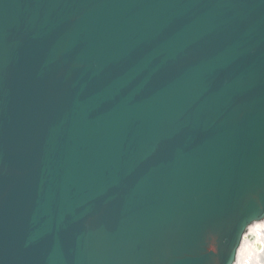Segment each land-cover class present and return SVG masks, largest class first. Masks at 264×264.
Listing matches in <instances>:
<instances>
[{
  "label": "water",
  "instance_id": "water-1",
  "mask_svg": "<svg viewBox=\"0 0 264 264\" xmlns=\"http://www.w3.org/2000/svg\"><path fill=\"white\" fill-rule=\"evenodd\" d=\"M264 221V0H0V264H235Z\"/></svg>",
  "mask_w": 264,
  "mask_h": 264
},
{
  "label": "clouds",
  "instance_id": "clouds-1",
  "mask_svg": "<svg viewBox=\"0 0 264 264\" xmlns=\"http://www.w3.org/2000/svg\"><path fill=\"white\" fill-rule=\"evenodd\" d=\"M249 232L257 237V246L253 251L252 246L242 245L241 252H245L247 247L248 254L243 257L238 256L236 264H264V224L249 229ZM247 239L248 237H245V240Z\"/></svg>",
  "mask_w": 264,
  "mask_h": 264
},
{
  "label": "bare ground",
  "instance_id": "bare-ground-1",
  "mask_svg": "<svg viewBox=\"0 0 264 264\" xmlns=\"http://www.w3.org/2000/svg\"><path fill=\"white\" fill-rule=\"evenodd\" d=\"M260 224H264V221H263V222H259V223L254 224V225H253L252 227H250L249 229L254 228V227H257V226L260 225ZM246 237H248V239H247V240L244 239L242 245L252 246V247H253V251H254V250H255V247L257 246V245H256L257 237H256L255 235H253L251 232H249L248 235H247ZM247 254H248L247 247H246V249H245V252H243V253L241 252V248H240L239 253H238V256L243 257V256H245V255H247ZM235 264H236V263H235Z\"/></svg>",
  "mask_w": 264,
  "mask_h": 264
}]
</instances>
